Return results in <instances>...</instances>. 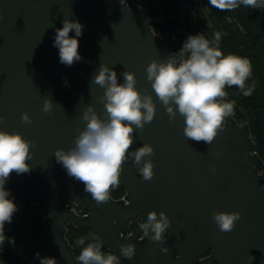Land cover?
I'll use <instances>...</instances> for the list:
<instances>
[{"label": "water", "instance_id": "95a60500", "mask_svg": "<svg viewBox=\"0 0 264 264\" xmlns=\"http://www.w3.org/2000/svg\"><path fill=\"white\" fill-rule=\"evenodd\" d=\"M172 1L174 17L161 19L150 17L149 0H0V130L35 144L27 161L31 172H13L5 185L18 210L5 224L0 253L23 264H40L37 253L57 264H78L67 238V226L73 225L89 230L83 247L99 236L101 251L113 250L120 264H264V161L249 123L231 116L211 145L189 140L185 118L177 111L172 121L147 80L148 65L165 62L174 44L182 48L196 34L209 39L190 25L189 11L201 14L202 4ZM65 19L84 26L78 38L82 60L72 66L60 62L54 47ZM101 65L115 70L120 84L125 71L134 73L137 90L150 94L157 110L153 122L133 133L120 177L125 195H110L98 205L55 152L75 147L90 105L105 119L100 100L105 89L93 80ZM47 100L53 103L50 113L43 111ZM24 113L33 123L23 122ZM145 144L155 153L144 158L155 164L151 181L143 179L130 155ZM83 208L87 215L78 213ZM152 211L170 218L164 243L143 236L140 225ZM216 212H239L241 219L233 231L222 232ZM122 245L135 246L133 258L123 256Z\"/></svg>", "mask_w": 264, "mask_h": 264}, {"label": "clouds", "instance_id": "9594fccd", "mask_svg": "<svg viewBox=\"0 0 264 264\" xmlns=\"http://www.w3.org/2000/svg\"><path fill=\"white\" fill-rule=\"evenodd\" d=\"M209 4L220 11H232L243 4L245 7L258 8L264 0H208ZM84 26L78 21L65 19L63 27L56 29L54 47L59 49L60 62L72 66L82 60L79 54V37ZM75 31V37L70 33ZM221 33L216 32L210 41L203 34L189 36L178 53L169 55L165 62L152 61L147 69V80L151 83L156 97L165 106L170 119L175 121L177 111L185 118L184 133L187 139L206 142L211 145L219 132L225 129L226 118L234 114L235 102H226V87H237L244 96H251L254 90L246 87L252 75L251 61L238 55L225 56L220 50ZM124 83H118L117 72L107 65H101L94 83L105 89L100 98L105 106V119H101L93 106L83 114L86 128L76 137L75 147L55 152L57 162L62 164L67 174L85 185L84 191L90 193L96 203L103 204L110 199V191L121 183L123 165L129 159V150L134 143L135 129L143 130L156 116V104L150 94L137 90L134 73L125 71ZM147 92V89H145ZM53 109L51 100L45 102L43 111ZM4 119L0 116V122ZM23 122L33 123L27 113L22 115ZM135 126V128L133 127ZM79 131V130H78ZM34 142L26 140L20 133L0 130V245L7 239L5 224L11 223L17 205L9 199L11 193L5 185L13 172H31L27 161L32 159L31 148ZM152 146L145 144L131 152V158L145 181L155 175V164L145 157L153 156ZM142 165V166H141ZM214 170V169H213ZM131 203V202H129ZM213 218L220 231L231 232L241 219L239 212H216ZM171 221L164 212L152 211L147 223L140 225L144 237L155 242H166L165 232ZM150 233H155L151 235ZM93 243L82 248L78 264H120L118 256L105 255L101 251L103 240L95 237ZM80 245H85L83 239ZM164 253L169 249L164 247ZM126 258H133L135 246H121ZM40 264H57L55 258L40 257ZM179 259V257H177Z\"/></svg>", "mask_w": 264, "mask_h": 264}, {"label": "trees", "instance_id": "16d2710c", "mask_svg": "<svg viewBox=\"0 0 264 264\" xmlns=\"http://www.w3.org/2000/svg\"><path fill=\"white\" fill-rule=\"evenodd\" d=\"M153 1L149 0L151 18L174 16L172 0H158L159 4L164 6V13L158 7L154 8ZM198 1L202 4L203 11L201 14H192V26L197 31L203 28L210 41L214 39L216 32H220L219 46L225 56L233 54L251 61L252 75L246 81V87L254 85L252 95L244 96L235 86L226 87V102H235L232 116L239 123H249L257 153L264 161V3L258 8L240 4L232 11H220L212 7L208 0ZM110 195L115 199L122 198L125 189L119 185L111 189ZM67 227V238L78 258L83 248L78 241H85L89 237V230L73 225ZM109 254L115 255L113 250L105 252V255ZM0 259L5 264H23L14 260L8 253H0Z\"/></svg>", "mask_w": 264, "mask_h": 264}, {"label": "flooded vegetation", "instance_id": "af4514ba", "mask_svg": "<svg viewBox=\"0 0 264 264\" xmlns=\"http://www.w3.org/2000/svg\"><path fill=\"white\" fill-rule=\"evenodd\" d=\"M174 14H175V12H174ZM189 14H190V25H191L192 29H193L195 32L200 33V32H201L202 30H204V29L202 28V29H200L199 31H197V30L192 26V24H191L192 14H195V13H193L192 11H189ZM173 17H174V16H173ZM173 17H171V18H173ZM165 18H168V17H165ZM165 18H161V19H165ZM181 49H182L181 47H179L178 45H175V44H174L173 51H174L175 53H178ZM25 203H26L27 205H29V206H30L35 212H37V206H36L35 204H33V203L30 201V199L26 198V199H25ZM87 213H88V210H87L86 208H84L83 212H81L80 214H81V215H84V214H87Z\"/></svg>", "mask_w": 264, "mask_h": 264}, {"label": "rangeland", "instance_id": "374dc122", "mask_svg": "<svg viewBox=\"0 0 264 264\" xmlns=\"http://www.w3.org/2000/svg\"><path fill=\"white\" fill-rule=\"evenodd\" d=\"M152 5H154V8H157L158 7L160 9V11L162 13H164V6L161 5V4H159V1L158 0H154L153 3H152ZM163 18H165V17H163Z\"/></svg>", "mask_w": 264, "mask_h": 264}]
</instances>
